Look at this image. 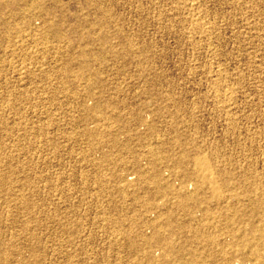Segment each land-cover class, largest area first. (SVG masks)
Segmentation results:
<instances>
[{
  "label": "rangeland",
  "instance_id": "374dc122",
  "mask_svg": "<svg viewBox=\"0 0 264 264\" xmlns=\"http://www.w3.org/2000/svg\"><path fill=\"white\" fill-rule=\"evenodd\" d=\"M263 254L264 0H0V264Z\"/></svg>",
  "mask_w": 264,
  "mask_h": 264
},
{
  "label": "bare ground",
  "instance_id": "6f19581e",
  "mask_svg": "<svg viewBox=\"0 0 264 264\" xmlns=\"http://www.w3.org/2000/svg\"><path fill=\"white\" fill-rule=\"evenodd\" d=\"M199 18H200V17H199ZM200 28H201V27H200ZM144 51H145V50H144ZM139 52H140V51H139ZM143 54H144V53H143ZM87 61H88V60H87ZM86 64H87V63H86ZM81 65H83V64H81ZM84 66H85V64H84ZM83 68H84V67H83ZM85 70H86V69H85ZM85 70H84V71H85ZM97 105H98V104H97ZM99 106H100V105H99ZM106 106H107V105H106ZM88 107H89V106H88ZM84 109H85V108H84ZM177 111H178V110H176V112H177ZM91 113H92V112H91ZM174 113H175V112H174ZM179 113H180V112H179ZM138 114H140V113H138ZM138 114L136 113L135 116L138 115ZM116 115H117V114H116ZM119 115H120V114H119ZM140 115H142V114H140ZM172 115H173V114H172ZM176 115H177V114H176ZM120 116H121V115H120ZM170 116H171V115H170ZM177 116H178V115H177ZM181 116H182V115H181ZM114 117H116V116H114ZM118 117H119V116H118ZM178 117H180V116H178ZM139 118H140V116H139ZM182 118H184V117H182ZM109 119H110V118H109ZM113 119H114V118H113ZM140 119H141V118H140ZM142 119H143V118H142ZM143 121H144V120H143ZM184 121H185V120H184ZM178 122H180V120H179ZM147 124H148V123H147ZM149 125H151V124H149ZM175 129H176V127H175ZM93 132H94V130H93ZM181 135H182V134H181ZM181 137H182V136H181ZM175 139H176V138H175ZM113 140H114V139H113ZM182 140H183V139H182ZM184 141H185V139H184ZM187 141H188V140H187ZM116 142H117V141H116ZM114 143H115V142H114ZM182 143H183V142H182ZM182 143H179V144L181 145ZM188 143H189V142H188ZM162 144H163V143H162ZM114 145H115V144H114ZM116 145H117V144H116ZM116 145H115V146H116ZM165 145H166V143H165ZM183 145H184V144H183ZM187 145H188V144H187ZM160 146H161V145H160ZM193 146H194V145H193ZM196 146H197V145H196ZM165 147H166V146H165ZM184 147H186V145H185ZM153 148H154V147H153ZM153 148L151 147V149H153ZM158 148H159V147H158ZM155 149H156V148H155ZM187 149H188V148H187ZM153 150H154V149H153ZM156 150H157V149H156ZM179 150H180V149H179ZM182 150H183V149H182ZM192 150H193V149H192ZM199 150H200V149H199ZM157 151H158V150H157ZM159 151H160V150H159ZM174 151H175V150H174ZM185 151H186V149L184 150V152H185ZM190 151H191V150H190ZM160 152H161V151H160ZM172 152H173V151H172ZM177 152L179 153V151H177ZM180 152H181V151H180ZM187 152H188V151H187ZM195 152H196V151H195ZM153 153H154V151H153ZM155 153H156V152H155ZM161 154H162V153H161ZM170 154H171V153H170ZM174 154H175V153H174ZM174 154H173V156H174ZM195 154H196V153H195ZM199 154H200V153H199ZM199 154H198V155H199ZM141 155H142V154H141ZM152 155H153V154H152ZM156 155H157V154H156ZM156 155H155V156H156ZM158 155H159V154H158ZM180 155H181V154H180ZM183 155H184V154H183ZM183 155H182V157H183ZM188 155H189V154H188ZM194 156H196V155H194ZM151 157H152L153 160H155V159H154V158H155L154 156H151ZM153 157H154V158H153ZM156 157H157V156H156ZM186 157H188V156H186ZM191 157H192V156H191ZM199 157H200V156H199ZM189 158H190V157H189ZM205 158H206V157H205ZM144 159H146V158L144 157ZM149 159H150V158H149ZM152 159H151V161H152ZM175 159H176V158H175ZM179 159H180V157H179ZM185 159H186V158H185ZM141 160H142V159H141ZM141 160H139V161H141ZM146 160H148V159H146ZM187 160H188V158H187ZM158 161H159V160H158ZM161 161H162V160H161ZM171 162H172V161H171ZM179 162H180V161H179ZM179 162H178V163H179ZM125 163H126V162H125ZM161 163H162V162H161ZM186 163H187V162H186ZM189 163H190V162H189ZM149 164H150V163H149ZM149 164H146V165L149 166ZM190 164H191V163H190ZM158 165H159V164H158ZM191 165H192V164H191ZM193 165H194V164H193ZM193 165H192V166H193ZM151 166H153V165H151ZM163 166H164V165H163ZM166 166H167V165H166ZM176 166H177V164H176ZM176 166H175V167H176ZM184 166H185V165H184ZM187 166H188V164H187ZM195 166H196V168L198 169L199 174H200L204 179H206V180H209V179H210V178H209L210 175H212V174L214 173V172H213L212 174H209V166L207 165V162H206L203 158H202V159H201V158H197V159L195 160ZM212 166H213V165H212ZM143 167H144V166H143ZM145 167H146V166H145ZM172 167H173V166H172ZM139 168H140V167H139ZM141 168H142V166H141ZM149 168H150V166H149ZM153 168H155V167H153ZM164 168L166 169V167H164ZM180 168H181V167H180ZM184 168H185V167H184ZM186 168H188V167H186ZM146 169H147V167H146ZM159 169H160V168H159ZM167 170H168V168H167ZM169 170H170V169H169ZM183 170H185V169H183ZM187 170H188V169H187ZM191 170H192V169H191ZM217 170H218V169H217ZM219 170H220V169H219ZM170 171H171V170H170ZM176 171H177V170H176ZM222 171H223V170H222ZM229 171H230V170H229ZM173 172H174V171H173ZM191 172H192V171H191ZM225 172H227V171H225ZM150 173H151V171H150ZM169 173H170V172H169ZM174 173H176V172H174ZM177 173H178V172H177ZM142 174H143V173H142ZM170 174H172V171H171ZM181 174H183V173H181ZM233 174H234V173H233ZM140 175H141V174H140ZM146 175H147V174H146ZM157 175H158V174H157ZM157 175H154V176H157ZM176 175H177V174H175V177H176ZM183 175H184V174H183ZM186 175L189 176V174H186ZM191 175H192V174H191ZM213 175H214V174H213ZM224 175H225V174H224ZM226 175H227V174H226ZM228 175H229V174H228ZM165 176H166V175H165ZM214 176H215V175H214ZM149 177H150V176H149ZM191 177H192V176H191ZM220 177H221V174H220ZM223 177H224V176H223ZM158 178H160V177H158ZM161 178H162V177H161ZM166 178H167V176H166ZM172 178H173V177H172ZM183 178H184V177H182V179H180V180H181V181L184 180ZM185 178H186V177H185ZM156 179H157V178H156ZM167 179H168V178H167ZM188 179H189V178H188ZM188 179H186V181H187ZM190 179H191V178H190ZM190 179H189V181H190ZM192 179H193V178H192ZM215 179H216V177H215ZM232 179H233V178H232ZM159 180H160V179H159ZM170 180H171V179H170ZM170 180H169V181H170ZM178 180H179V179H178ZM153 181H154V180H153ZM156 181H157V180H156ZM165 181H167V180L165 179ZM194 181H195V180H194ZM209 181L212 183L214 180H209ZM221 181H222V180H221ZM150 182H151V181H150ZM161 182H162V180H161ZM171 182H173V181H171ZM171 182H170V183H171ZM178 182H179V181H178ZM183 182H185V181H183ZM200 182H202V181H200ZM200 182H199V183H200ZM215 182H216V181H215ZM215 182L212 183V184H215ZM126 183H127V182H126ZM197 183H198V182H197ZM199 183H198V184H199ZM217 183H218V180H217ZM124 184H125V183H124ZM144 184H145V183H144ZM166 184H168V183H166ZM172 184H174V183H172ZM200 184H201V183H200ZM202 184L205 185V183H202ZM149 185H150V184H149ZM162 185H163V182H162ZM168 185H169V184H168ZM182 185H184V184H182ZM185 185H186V184H185ZM185 185H184V186H185ZM188 185H189V182H188V184H187V188L190 187V186H188ZM191 185H193V183H192ZM209 185H210V184H209ZM259 185H261V183H260ZM171 186H172V185H171ZM148 187H149V186H148ZM172 187H174V186H172ZM179 187H180V186H178V188H179ZM194 187H197V186L194 185ZM213 187H215V186H213ZM165 188H166V187H165ZM167 188H168V187H167ZM183 188H184V187H183ZM198 188H199V187H198ZM208 188H209V187H208ZM215 188H216V187H215ZM219 188H220V187H219ZM124 189H125V187H124ZM175 189H176V188H175ZM180 189H182V187H180ZM188 189H189V188H188ZM153 190H154V189H153ZM157 190H158V189H157ZM157 190H156V191H157ZM168 190H170V188H168ZM194 190H195V193H197L196 188H194ZM199 190H201V188H199ZM216 190H217V189H216ZM218 190H219V189H218ZM170 191L175 192L174 188H173L172 190H170ZM170 191H169V193L171 194ZM177 191H178L179 194H180V191H181V190L179 191V189H178V190H176L175 193H178ZM204 191H205V190H203L202 192H204ZM123 192H124V191H123ZM167 192H168V191H167ZM173 192H172V193H173ZM183 192H185V191H183ZM189 192H190V191H189ZM191 192H193V191H191ZM202 192H200V193L198 192V193H199V194H203ZM217 192L219 193V191H217ZM152 193H154V192H152ZM158 193H159V192H157V193H155V194H158ZM195 193H193V194L195 195ZM204 193H205V192H204ZM209 193H210V192H209ZM159 194H160V193H159ZM161 194H162V193H161ZM165 194H166V193H165ZM173 194H174V193H173ZM187 194H188V193H186V195H187ZM191 194H192V193H190V194H188V195L190 196ZM135 195H136V194H135ZM135 195H134V196H135ZM174 195H177V196H178V194H174ZM186 195H184V196H186ZM177 196H176V197H177ZM182 196H183V195H182ZM184 196H183V197H184ZM189 196H188V198H189ZM200 196H203V195H200ZM207 196H208V195H207ZM176 197H175V198H176ZM179 197H180V196H178V198H179ZM190 197H191V196H190ZM192 197H193V195H192ZM196 197H197V195H196ZM198 197H199V196H198ZM198 197H197V198H198ZM210 197H211V196H210ZM222 197H223V196H222ZM236 197H237V196H236ZM236 197H235V198H236ZM185 198H186V197L183 198L184 201L186 200ZM200 198H201V197H200ZM135 199H136V198H135ZM189 199H190V198H189ZM191 199L193 200V198H191ZM201 199H202V198H201ZM201 199H199L200 202H202ZM203 199H205V196H204ZM207 199L210 200L208 197H207ZM226 199H227V198H226ZM238 199H239V197H238ZM136 200H138V197H137ZM196 200H197V199H196ZM205 200H206V199H205ZM224 200H225V199H224ZM177 201H178V200H177ZM177 201H176V202H177ZM197 201H198V200H197ZM197 201H196V202H197ZM233 201H234V200H233ZM237 201H238V200H237ZM200 202H199V203H200ZM205 202H206V201H205ZM207 202H208V201H207ZM228 202H229V201H227V203H228ZM180 203L182 204V202H180ZM145 205H146V204H145ZM176 205H177V203H176ZM179 205H180V204H179ZM181 206H182V205H181ZM226 206H227V205H226ZM228 207H230V206H228ZM234 207H235V206H234ZM199 208H200V207H199ZM202 208H203V206H202ZM230 208H231V207H230ZM226 211H228V210H226ZM171 212H172V211H171ZM209 212H210V210H209ZM168 213H169V212H168ZM168 213H167L166 215H168ZM207 213H208V212H207ZM161 214H162V213H161ZM170 217H171V216H170ZM170 217H169V218H170ZM156 219H157V218H156ZM174 219H175V218H174ZM166 220H167V219H166ZM149 221H150V219H149ZM177 222H178V221H177ZM158 223H159V222H158ZM161 223H162V222H161ZM161 223H160V224H161ZM164 223H165V222H164ZM164 223H163V224H164ZM164 225H165V224H164ZM167 225H168V224H167ZM187 225H188V224H187ZM169 226H170V225H169ZM189 226H190V225H189ZM149 227L152 228V226H149ZM164 227H165V226H164ZM174 227H175V226H174ZM183 227H184V226H183ZM161 228H162V227H161ZM166 228H168V226H167ZM184 228H186V227H184ZM152 229H153V228H152ZM163 229H164V228H163ZM165 230H166V229H165ZM168 230H169V229H167V231H168ZM170 230H171V229H170ZM172 230H173V229H172ZM177 230H178V229H177ZM180 230H181V229H180ZM132 231H133V230H132ZM153 231H154V230H153ZM181 231H182V230H181ZM181 231H180V232H181ZM129 232H130V231H129ZM170 232H171V231H170ZM170 232H169V233H170ZM175 232H176V230H175ZM175 232H174V233H175ZM133 233H134V232H133ZM163 233H164V232H163ZM232 233H233V232H232ZM241 233H242V232H241ZM145 234H146V233H145ZM158 234H160L159 231H158ZM158 234L155 233V235H153L151 238H149V239L147 240L146 243H150V245L152 244V245H154V246H158L157 248H159V246H160V247H164V248H165V247H168V248H171V249H172V241H171V240H172L173 238L170 237V238H171L170 240H169L168 238L165 239V238H162V235H161V234H160V236H159ZM157 235H158V236H157ZM165 235H167V234H165ZM173 235H174V234H173ZM173 235H172V236H173ZM232 235H233V234H232ZM126 236H127V235H126ZM134 236H135V235H134ZM143 236H144V235H143ZM169 236H171V235H168V237H169ZM175 236H176V234H175ZM259 236H260V235H259ZM166 237H167V236H166ZM233 237H234V236H233ZM236 237H237V236H236ZM238 237H239V236H238ZM239 238H240V237H239ZM131 239H133V238H131ZM131 239L129 240V241H130L129 243H131ZM146 239H147V238H146ZM228 239H229V238H228ZM232 239H233V238H232ZM240 239H241V238H240ZM240 239H239V240H240ZM140 240H141V239H140ZM144 240H145V239H144ZM185 240H186V239H185ZM211 240H212V239H211ZM224 240H225V238H224ZM222 241H223V240H222ZM237 241H238V240H237ZM237 241H236V242H237ZM138 242H139V241H138ZM143 242H145V241H143ZM219 242H220V241H219ZM232 243H233V242H232ZM131 244H133V243H131ZM144 244H145V243H144ZM173 245H174V244H173ZM180 245H181V244H180ZM186 245H187V244H186ZM188 245H189V244H188ZM231 245H232V244H231ZM234 245H235V244H234ZM129 246H130V245H129ZM144 246H145V245H144ZM131 247H132V246H131ZM141 247H143V246H141ZM183 247H184V246H183ZM231 247H232V246H231ZM252 247H253V246H252ZM135 248H136V247H135ZM147 248H148V247H147ZM164 248H163V249H164ZM168 248H167V249H168ZM184 248H185V247H184ZM133 249H134V248H133ZM133 249H132V250H133ZM149 249H150V248H149ZM151 249H152V248H151ZM160 249H162V248H160ZM165 250H166V249H165ZM145 251H146V250H145ZM153 251H154V250H153ZM232 251H233V250H232ZM235 251H236V250H235ZM151 252H152V251H151ZM165 252L167 253L168 251H165ZM139 253H140V252H139ZM150 254H151V253H150ZM162 254H164V253H162ZM245 254H246V253H245ZM252 255H253V254H252ZM263 255H264V254H263ZM144 256H145V255H144ZM162 256H164V255H162ZM162 256H161V257H162ZM224 256H225V255H224ZM226 256H227V255H226ZM157 257H158V256H157ZM164 257H166V255H165ZM167 257H169V256H167ZM146 258H148V257H146ZM159 258H160V256H159ZM141 259H142V258H141ZM254 259H256V258H254ZM254 259H253V260H254ZM257 259H258V258H257ZM260 259H261V258H260ZM262 259H263V258H262ZM143 260H144V259H143ZM152 260H153V258H152ZM158 260H159V259H158ZM160 260L162 261L163 259L160 258ZM166 260H168V258H166ZM166 260H165V262H168V261H166ZM177 260H178V259H177ZM155 261H156V260H155ZM155 261H154V264H155ZM256 261H257V260H256ZM263 261H264V260H263ZM140 262H141V261H140ZM259 262H260V261H259ZM259 262H256V263H259ZM143 263H145V262H143ZM160 263H161V262H160ZM169 263H170V262H169ZM256 263H255V264H256ZM260 263H261V262H260ZM22 264H23V263H22ZM138 264H139V262H138ZM140 264H141V263H140ZM152 264H153V263H152ZM161 264H162V263H161ZM261 264H262V263H261Z\"/></svg>",
  "mask_w": 264,
  "mask_h": 264
}]
</instances>
